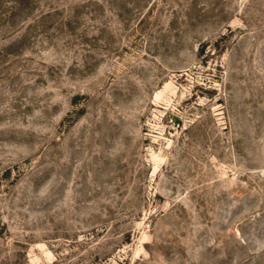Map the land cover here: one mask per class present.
I'll use <instances>...</instances> for the list:
<instances>
[{
    "label": "rangeland",
    "instance_id": "obj_1",
    "mask_svg": "<svg viewBox=\"0 0 264 264\" xmlns=\"http://www.w3.org/2000/svg\"><path fill=\"white\" fill-rule=\"evenodd\" d=\"M0 264H264V0H0Z\"/></svg>",
    "mask_w": 264,
    "mask_h": 264
}]
</instances>
